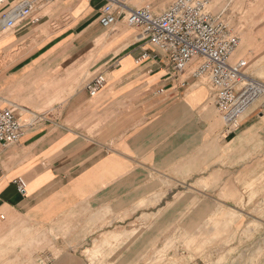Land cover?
I'll return each mask as SVG.
<instances>
[{
    "label": "crops",
    "instance_id": "obj_1",
    "mask_svg": "<svg viewBox=\"0 0 264 264\" xmlns=\"http://www.w3.org/2000/svg\"><path fill=\"white\" fill-rule=\"evenodd\" d=\"M103 3L68 0L78 36L51 38L37 52H0V107L13 106L23 126L18 141L0 146V264H88L84 252L94 241L128 232L109 224L182 195L193 241L187 257L264 264L260 101L237 128H227L209 84L175 74L139 38L111 44L105 84L91 96L85 76L57 73L53 62L64 60V44L91 40ZM20 29L2 36L0 49L15 43ZM145 50L149 57L138 60Z\"/></svg>",
    "mask_w": 264,
    "mask_h": 264
},
{
    "label": "rangeland",
    "instance_id": "obj_2",
    "mask_svg": "<svg viewBox=\"0 0 264 264\" xmlns=\"http://www.w3.org/2000/svg\"><path fill=\"white\" fill-rule=\"evenodd\" d=\"M170 1L130 0L132 6L150 5L155 12L159 8L164 9ZM17 2L18 0L0 1V38L14 31V28L9 30L3 28L1 14ZM208 2L209 8L214 13L221 12L225 17L227 16L230 26L238 34L240 41L233 57L236 60L243 58L247 61L244 68L245 74L264 78V0H209ZM38 7L35 15L40 20L32 26H27L25 23L18 24L16 28L21 29L18 31L17 41L0 49V52H37L43 50L41 46L44 42L46 46L52 42L51 38L63 39L80 34L81 29L75 27V23L79 21L78 18L74 19L70 16L71 13H67L68 0H39ZM93 28L95 34L86 44L81 45L84 42L81 41L80 44L74 42L62 46L60 51L65 54L64 60L53 62V71L55 69L59 73L58 71L68 69L72 73L77 72L85 76V82H87L95 74L110 66L111 62L107 63L106 54L111 50L112 43H120L119 47L123 46L130 40L138 38L140 33V28L129 26L122 18L108 28L99 25ZM84 37H89V32L84 34ZM111 40L114 41L111 42ZM259 163L264 164V154L260 156ZM186 200L182 195L172 203L151 205L149 207L151 212L133 213L129 221L109 224L107 228L128 230V232H122V236L94 241L93 246L84 252L88 264H111V262L112 264H189L195 262L193 256L187 257L191 242L188 237L189 205ZM193 206L190 205L192 208ZM196 206L200 212L202 204L197 203ZM192 227H195L197 234L202 233L203 221L197 220ZM198 238L202 240V237L197 236ZM200 246H197V251L202 250L203 247ZM262 256L263 254H260L261 258Z\"/></svg>",
    "mask_w": 264,
    "mask_h": 264
},
{
    "label": "built area",
    "instance_id": "obj_3",
    "mask_svg": "<svg viewBox=\"0 0 264 264\" xmlns=\"http://www.w3.org/2000/svg\"><path fill=\"white\" fill-rule=\"evenodd\" d=\"M57 1V0H54ZM209 0H171L155 12L150 5L129 8L125 0H104L98 23L108 28L122 18L129 26L140 28L138 38L149 43L161 58L172 66L175 74L203 79L211 89L216 108L227 128L234 129L246 109L259 100L264 113V81L245 74L243 58L232 62L240 38L222 13L209 8ZM37 0H19L1 14L3 28L18 24L36 23ZM142 51L139 59L149 57ZM105 76L98 72L86 88L94 96L105 84ZM23 126L13 107H0V146L18 141ZM18 190L24 191V181L17 179ZM191 264H204L193 262Z\"/></svg>",
    "mask_w": 264,
    "mask_h": 264
},
{
    "label": "bare ground",
    "instance_id": "obj_4",
    "mask_svg": "<svg viewBox=\"0 0 264 264\" xmlns=\"http://www.w3.org/2000/svg\"><path fill=\"white\" fill-rule=\"evenodd\" d=\"M195 262H197V261H195ZM191 263H193V262H190L189 264H191Z\"/></svg>",
    "mask_w": 264,
    "mask_h": 264
}]
</instances>
